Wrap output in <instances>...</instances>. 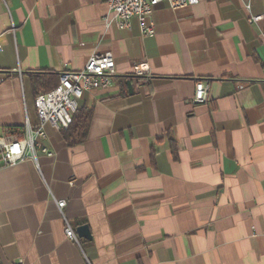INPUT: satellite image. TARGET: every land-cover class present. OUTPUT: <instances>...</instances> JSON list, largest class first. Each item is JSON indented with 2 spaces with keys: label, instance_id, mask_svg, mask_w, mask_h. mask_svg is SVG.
<instances>
[{
  "label": "crops",
  "instance_id": "0c3cea01",
  "mask_svg": "<svg viewBox=\"0 0 264 264\" xmlns=\"http://www.w3.org/2000/svg\"><path fill=\"white\" fill-rule=\"evenodd\" d=\"M150 20L143 35L107 0H0V264H264V0H164ZM104 52L85 138L45 122L52 155L4 165L2 142L38 126L35 74Z\"/></svg>",
  "mask_w": 264,
  "mask_h": 264
},
{
  "label": "built area",
  "instance_id": "2783aa9c",
  "mask_svg": "<svg viewBox=\"0 0 264 264\" xmlns=\"http://www.w3.org/2000/svg\"><path fill=\"white\" fill-rule=\"evenodd\" d=\"M164 0H107L110 13L120 28H129L130 20L137 17L143 35L154 33V24L150 20L154 8ZM171 8H182L197 4L199 0H166ZM261 15L254 16L250 21H258ZM2 44L0 42V49ZM146 71V66H143ZM143 70V71H144ZM115 75V60L111 52L93 54L83 69L66 71L59 75L58 84L48 91L40 92L35 97V109L38 126L33 129L26 121L25 135L21 139L2 142L1 159L4 165H15L22 161L27 153H35L36 147L46 155L52 152L37 140L45 137L43 124L50 123L57 130L68 128L78 110V102L87 90L107 88L112 85ZM209 83L197 80L195 83L194 101L204 102L207 98ZM64 200L58 201L62 211ZM66 236L80 244L74 229L66 223ZM18 264H22L19 262Z\"/></svg>",
  "mask_w": 264,
  "mask_h": 264
},
{
  "label": "trees",
  "instance_id": "16d2710c",
  "mask_svg": "<svg viewBox=\"0 0 264 264\" xmlns=\"http://www.w3.org/2000/svg\"><path fill=\"white\" fill-rule=\"evenodd\" d=\"M59 81V73L56 72H42L34 76L35 95L40 91H48L55 87ZM91 111L87 109L77 110L73 116L72 123L66 129L65 136L71 142H80L86 136L87 126L90 120Z\"/></svg>",
  "mask_w": 264,
  "mask_h": 264
},
{
  "label": "water",
  "instance_id": "95a60500",
  "mask_svg": "<svg viewBox=\"0 0 264 264\" xmlns=\"http://www.w3.org/2000/svg\"><path fill=\"white\" fill-rule=\"evenodd\" d=\"M76 233L79 237L91 239V233L87 224L80 225L76 228Z\"/></svg>",
  "mask_w": 264,
  "mask_h": 264
}]
</instances>
